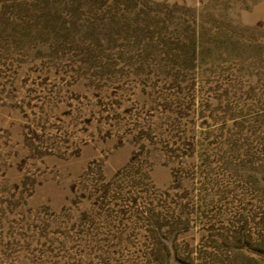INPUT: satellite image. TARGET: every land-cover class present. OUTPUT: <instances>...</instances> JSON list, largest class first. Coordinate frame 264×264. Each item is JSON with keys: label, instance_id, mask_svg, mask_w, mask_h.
Listing matches in <instances>:
<instances>
[{"label": "rangeland", "instance_id": "rangeland-1", "mask_svg": "<svg viewBox=\"0 0 264 264\" xmlns=\"http://www.w3.org/2000/svg\"><path fill=\"white\" fill-rule=\"evenodd\" d=\"M0 264H264V0H0Z\"/></svg>", "mask_w": 264, "mask_h": 264}]
</instances>
